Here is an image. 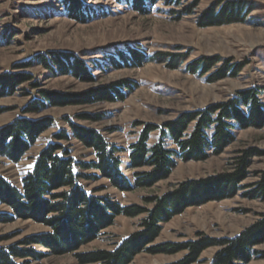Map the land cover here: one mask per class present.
Listing matches in <instances>:
<instances>
[{"label": "rangeland", "instance_id": "374dc122", "mask_svg": "<svg viewBox=\"0 0 264 264\" xmlns=\"http://www.w3.org/2000/svg\"><path fill=\"white\" fill-rule=\"evenodd\" d=\"M90 10L82 20L71 18L62 7V0H0V75L12 73L14 66L36 54L72 53L86 63L94 82L78 81L70 76H55L40 67L29 71L39 89L63 96L88 94L98 88L120 82L134 85L122 90L124 99L112 103H81L48 108L28 118L51 117L54 126L42 134L35 146L23 158L13 163L0 157V177L21 189L22 179L32 166L33 157L50 141L59 129L68 130L67 121L100 133L109 144L121 148L118 155L122 172L132 179L127 169V149L137 140L144 125H161L174 121L179 115L224 104L238 93L257 90L258 101L264 104V0H155L146 4L145 12L132 5L114 0H80ZM241 3L245 6L244 21L201 27L202 16L223 5ZM131 51L140 52L147 59L140 67H132L118 56L129 57ZM183 56L184 61L170 67L169 58ZM154 58H156L154 60ZM215 59L210 73L193 74L188 66L200 59ZM114 61L116 65L111 63ZM129 62V60H128ZM241 65L236 76L210 81L222 65ZM256 91V92H257ZM37 96L28 84L15 93L0 98V128L22 116V109ZM102 118L100 121L78 117ZM235 140L220 154H210L206 160L177 161L168 178L149 188L122 192L112 187L95 171L84 175L97 179L81 181L85 191L96 197H107L120 206L151 208L145 199L175 192L177 185L189 181H203L233 173L235 160L246 150H258L263 155L250 159L247 178L239 184L235 195L186 207L180 214L164 223L157 238L147 247L166 243L184 244L200 236L211 239H230L254 224L264 213V201L249 199L245 194L259 181L264 171V127L235 131ZM157 133L149 137L148 145L156 142ZM67 146L76 162L88 163L94 154L79 141L70 139ZM137 170L135 172H145ZM10 210L0 205V214ZM144 216H118L99 236L77 250L53 253L41 246L31 248L43 255L41 259L15 260V264H79L76 256L94 251H111L115 245L140 230ZM49 227L33 220L14 219L0 222V247L17 245L29 238L49 233ZM264 253V244L256 247ZM217 248H209L194 264H209ZM186 252L175 254L137 255L131 264H174ZM249 264H264L256 255Z\"/></svg>", "mask_w": 264, "mask_h": 264}, {"label": "trees", "instance_id": "16d2710c", "mask_svg": "<svg viewBox=\"0 0 264 264\" xmlns=\"http://www.w3.org/2000/svg\"><path fill=\"white\" fill-rule=\"evenodd\" d=\"M129 3L138 11H146V4L155 0H114ZM62 7L73 19L82 20V14L90 10L80 0H62ZM211 9L201 18L199 25H224L243 22L245 6L230 3L228 6ZM124 62L132 67H140L149 58L140 52L131 51L127 59L118 53ZM169 60L170 67L184 61V57ZM156 58H154L155 60ZM129 60V62H128ZM113 65H116L111 60ZM215 59L203 58L188 66L193 74L210 73ZM40 67L51 75L70 76L78 81L92 83L94 77L90 69L77 55L72 53L36 54L32 58L14 66L12 73L0 75V98L15 93L21 85L28 84L36 91L33 98L22 109V116L0 128V157L17 163L35 146L39 137L53 128L51 117L28 118L39 115L48 108H56L81 103H112L122 101V90H133L134 85L127 82L115 83L98 88L88 94L63 96L39 89L33 77L27 71ZM241 65H222L213 74L210 81L227 76H236ZM257 90L238 93L224 104L209 106L202 110L179 115L174 121L161 125H144L137 140L127 149V169L132 172V179L121 170L119 154L121 148L109 144L106 139L93 129L80 127L67 121L68 130L59 129L52 134L50 141L33 157L32 166L22 179L18 190L0 177V205L10 210L9 214H0V222L10 223L14 219L33 220L49 227L50 232L26 239L22 244L0 247V264H15V260L26 258L41 259L43 255L35 252L32 246H41L51 252L68 253L95 240L99 234L110 227L118 216L135 218L144 216L140 230L119 242L111 251H94L77 255L79 264H131L140 253L175 254L185 251L186 256L174 264H194L198 262L203 251L217 248L209 264H249L258 253L256 247L264 244V213L251 226L230 239H211L200 236L197 240L184 244L166 243L156 247H147L159 233L161 226L180 214L186 207L201 205L212 200H221L235 195L239 184L247 178L250 159L263 155L252 149L241 152L236 158L233 173L203 181H189L177 185L175 192L153 196L145 199L151 208L135 205L123 207L107 197H96L93 192L85 191L81 181L97 179L86 176L84 172L95 171L98 177L106 179L119 191L129 192L145 189L160 180L169 177L177 161L200 162L210 154L218 155L235 140L236 130L264 127V104L257 96ZM83 120L100 121L102 118L81 116ZM152 133H157L156 142L149 146ZM70 139L79 141L94 154V160L88 163L76 162L67 146ZM146 170L145 172H135ZM246 198L264 201V171L260 172L259 181L254 183Z\"/></svg>", "mask_w": 264, "mask_h": 264}]
</instances>
